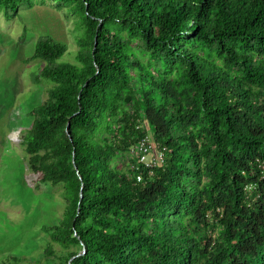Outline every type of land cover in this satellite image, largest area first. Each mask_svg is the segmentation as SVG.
I'll list each match as a JSON object with an SVG mask.
<instances>
[{
  "label": "trees",
  "instance_id": "obj_1",
  "mask_svg": "<svg viewBox=\"0 0 264 264\" xmlns=\"http://www.w3.org/2000/svg\"><path fill=\"white\" fill-rule=\"evenodd\" d=\"M51 1L81 33L31 56L54 85L22 144L66 203L44 264H264V0Z\"/></svg>",
  "mask_w": 264,
  "mask_h": 264
},
{
  "label": "rangeland",
  "instance_id": "obj_2",
  "mask_svg": "<svg viewBox=\"0 0 264 264\" xmlns=\"http://www.w3.org/2000/svg\"><path fill=\"white\" fill-rule=\"evenodd\" d=\"M18 8L8 14L0 9V264L13 258L44 264L47 248L61 246L43 227L64 219L66 203L63 185L43 181L22 144L33 123L30 111L47 100L54 85L40 75L45 61L31 56L37 40L51 35L68 45L59 61L75 62L81 31L75 15L57 2L30 0ZM120 167L126 169L124 161Z\"/></svg>",
  "mask_w": 264,
  "mask_h": 264
},
{
  "label": "built area",
  "instance_id": "obj_3",
  "mask_svg": "<svg viewBox=\"0 0 264 264\" xmlns=\"http://www.w3.org/2000/svg\"><path fill=\"white\" fill-rule=\"evenodd\" d=\"M152 136L145 135L138 143V146L136 148V152L139 155V161L144 162L146 166L152 167L157 165L159 162L163 161V155L164 153L162 151L156 152L154 154L153 148L154 143L151 138ZM141 179V176L138 175V180Z\"/></svg>",
  "mask_w": 264,
  "mask_h": 264
},
{
  "label": "water",
  "instance_id": "obj_4",
  "mask_svg": "<svg viewBox=\"0 0 264 264\" xmlns=\"http://www.w3.org/2000/svg\"><path fill=\"white\" fill-rule=\"evenodd\" d=\"M69 127H70V122H69L68 125H67V132H68V133H70V132H69ZM70 138L72 139L71 136H70ZM84 253H85V248H84V249H83L78 255H81V254H84ZM78 255H76V256H78ZM76 256H73V258H75ZM73 258H72V259H73Z\"/></svg>",
  "mask_w": 264,
  "mask_h": 264
}]
</instances>
